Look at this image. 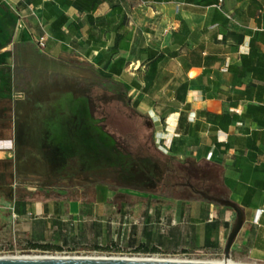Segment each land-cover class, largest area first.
Here are the masks:
<instances>
[{
	"label": "crops",
	"instance_id": "1",
	"mask_svg": "<svg viewBox=\"0 0 264 264\" xmlns=\"http://www.w3.org/2000/svg\"><path fill=\"white\" fill-rule=\"evenodd\" d=\"M45 35L49 49L74 52L85 60L80 65L129 84L138 111L164 131L171 151L202 165L188 177L204 179L220 196L177 200L176 224L186 222L203 247L221 248L237 213L218 200L232 201L245 220L231 251L264 263V0H0V143H9L0 145V158L50 146L51 132L58 141L60 109L41 94L73 81L35 76L45 66L29 53L41 52ZM118 58L120 74L110 70ZM105 197L102 184L95 201L107 204ZM17 203L22 212L35 205ZM47 203L38 202L40 212ZM141 208L146 220L160 216V209Z\"/></svg>",
	"mask_w": 264,
	"mask_h": 264
},
{
	"label": "rangeland",
	"instance_id": "2",
	"mask_svg": "<svg viewBox=\"0 0 264 264\" xmlns=\"http://www.w3.org/2000/svg\"><path fill=\"white\" fill-rule=\"evenodd\" d=\"M39 47L41 52L29 55L44 64L45 72L36 71L35 76L66 77L73 83L59 80L43 95L35 93L60 109L56 144L51 132L52 146L19 147L15 156L0 158V256L154 257L136 252L135 247L144 243L157 249L148 253L162 258L224 261L225 246L203 247L190 226L177 225L172 216L177 200L220 196L204 179L188 177L187 173L201 172L202 165H187L185 153L174 154L161 146L167 139L164 131L155 129L152 118L138 111L134 91L124 80L105 78L102 68L80 65L85 60L74 52ZM43 54L49 56L45 61ZM21 92L25 101L27 93ZM41 102L37 101L39 106ZM23 117H16L14 131ZM9 127L13 130V122ZM70 181L80 186L77 191L56 186ZM98 183L108 187L111 203L95 201ZM28 186L52 195L22 212L15 194L28 192ZM141 197L142 202L136 203ZM43 201L50 208L40 212L38 202ZM150 206L160 209L162 218L146 220L141 207ZM230 260L264 264L239 259L233 251Z\"/></svg>",
	"mask_w": 264,
	"mask_h": 264
},
{
	"label": "water",
	"instance_id": "3",
	"mask_svg": "<svg viewBox=\"0 0 264 264\" xmlns=\"http://www.w3.org/2000/svg\"><path fill=\"white\" fill-rule=\"evenodd\" d=\"M218 201L233 208L237 213L236 223L225 245V260L222 262L136 257L4 255L0 256V264H242L230 262V257L232 245L245 220L244 211L239 205L232 201Z\"/></svg>",
	"mask_w": 264,
	"mask_h": 264
},
{
	"label": "trees",
	"instance_id": "4",
	"mask_svg": "<svg viewBox=\"0 0 264 264\" xmlns=\"http://www.w3.org/2000/svg\"><path fill=\"white\" fill-rule=\"evenodd\" d=\"M115 65H121L120 68H115ZM122 65H123V59L122 58H118L113 65L111 66L110 70L112 72H116L118 74H120L122 72ZM171 149V147H170ZM102 185L101 183L97 184L96 187V198L99 195V186ZM57 187H64L65 190H67V192L71 193L72 191L76 190L80 187L78 186L74 181H70L67 185H56ZM16 198L17 201L22 204L25 205L27 203H31L34 201H38V200H42V199H49L48 197H51V193H46V192H42V193H36V192H26L24 194H18L16 191ZM51 199V198H50ZM53 199H56V197H54ZM143 198L141 197V199H139L136 203H140L142 202ZM105 203H111L110 199H107L105 197V199L103 200ZM119 211L121 209H118ZM121 212V211H120ZM33 248H42V249H51L53 248V246L51 245H40V244H32ZM136 252H143V253H148V252H155L157 249L155 247H149L147 245H145L144 243H140L135 247Z\"/></svg>",
	"mask_w": 264,
	"mask_h": 264
},
{
	"label": "built area",
	"instance_id": "5",
	"mask_svg": "<svg viewBox=\"0 0 264 264\" xmlns=\"http://www.w3.org/2000/svg\"><path fill=\"white\" fill-rule=\"evenodd\" d=\"M47 39H48V36L45 35L43 37L40 38V40L38 41L39 45L44 47L46 45V42H47ZM161 146L165 149H168L170 148L169 145L166 144V141L163 142V144H161ZM146 255H154V257H142V258H155V259H173V258H162V257H159L160 255L159 254H150V253H146ZM156 255V256H155ZM43 256H102V257H114V256H106V255H67V254H63V253H57V254H54V255H43ZM136 258H139V257H136ZM176 260H194V259H188V258H176Z\"/></svg>",
	"mask_w": 264,
	"mask_h": 264
},
{
	"label": "bare ground",
	"instance_id": "6",
	"mask_svg": "<svg viewBox=\"0 0 264 264\" xmlns=\"http://www.w3.org/2000/svg\"><path fill=\"white\" fill-rule=\"evenodd\" d=\"M8 143V142H7ZM7 143H5V142H1L0 143V145L2 146V147H5V146H7ZM9 144V143H8ZM230 262H232V260H230Z\"/></svg>",
	"mask_w": 264,
	"mask_h": 264
}]
</instances>
